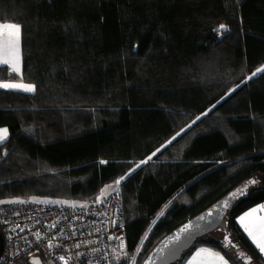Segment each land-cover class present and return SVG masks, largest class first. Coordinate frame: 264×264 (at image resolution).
Masks as SVG:
<instances>
[{
  "label": "trees",
  "instance_id": "trees-1",
  "mask_svg": "<svg viewBox=\"0 0 264 264\" xmlns=\"http://www.w3.org/2000/svg\"><path fill=\"white\" fill-rule=\"evenodd\" d=\"M0 22L20 25L22 79L35 85L0 88V201L89 205L119 180L127 253L148 234L141 264L248 182L223 226L240 248L213 232L175 264L202 247L264 264L239 220L264 205V70L252 76L264 65V0H0ZM16 76L0 65V81Z\"/></svg>",
  "mask_w": 264,
  "mask_h": 264
},
{
  "label": "built area",
  "instance_id": "built-area-1",
  "mask_svg": "<svg viewBox=\"0 0 264 264\" xmlns=\"http://www.w3.org/2000/svg\"><path fill=\"white\" fill-rule=\"evenodd\" d=\"M13 201L23 203L0 205V264H17L36 253L45 255V264H114L116 255L127 252L119 188L89 205L28 197Z\"/></svg>",
  "mask_w": 264,
  "mask_h": 264
},
{
  "label": "water",
  "instance_id": "water-1",
  "mask_svg": "<svg viewBox=\"0 0 264 264\" xmlns=\"http://www.w3.org/2000/svg\"><path fill=\"white\" fill-rule=\"evenodd\" d=\"M249 192L250 184L244 182L216 200L199 214L186 220L165 235L146 256L142 264H175L179 262L184 253L192 249L201 238L222 230L224 224L227 222L229 212L240 199L248 196ZM164 211L165 208L161 211L158 218ZM202 217L203 219H201ZM188 225H190V228L188 231H184L185 226ZM225 232L224 241L226 245L238 248L239 245L233 241L230 232L227 230ZM3 249L4 239L0 232V262ZM239 256L244 257L246 263L253 260L251 256H242L241 254ZM28 260L30 264H45L43 257L38 253L31 255Z\"/></svg>",
  "mask_w": 264,
  "mask_h": 264
},
{
  "label": "rangeland",
  "instance_id": "rangeland-1",
  "mask_svg": "<svg viewBox=\"0 0 264 264\" xmlns=\"http://www.w3.org/2000/svg\"><path fill=\"white\" fill-rule=\"evenodd\" d=\"M3 23H5L6 25H19L18 23H15V22H3ZM0 24H2V23H0ZM0 28H1V30H2V32H3L4 35H6V34L9 33V35L11 36L12 41L14 42V45L17 47V51L13 49V54L16 57L17 68L19 69V71H17V72L15 71V73L17 75L16 76V79L10 80L9 83H22V84H26V85H34L32 83H27V82L23 81V79H22L21 27H20L19 36H17L16 31L13 28H9L8 31H4L3 30V28H4L3 25L2 26L0 25ZM263 70H264V65H262L256 71H254V73L252 74V76L257 75L258 73L262 72ZM4 84H6V83H4ZM116 184H117V182H113V183L108 184L102 190V194H104V193H106V192H108L110 190L111 191L114 190ZM28 198H32V199H36V200H40V201H62V202H75V203H80V202L74 201V200H64V199H59V198L58 199H52V198L42 199V198H33V197H28ZM18 199H20V198H18ZM15 200H17V199H15ZM0 204H2V203H0ZM253 208L260 209V205L258 207H253ZM252 209H250L248 212H250ZM260 216H264V210H258L256 213H253L251 216L246 217V219H245V223H247L249 226L253 227V229H254V232H255V240L253 239V236H251V237L257 243L258 246H259L260 240H261V230L259 229V221L257 220V217H260ZM250 221H251L252 225H250V223H249ZM216 232H215L216 235L219 238H221L222 240H224V237H225V234H226L225 228H223L220 231H216ZM147 236H148V234H147ZM147 236H146V238H147ZM211 236H213V235H211ZM145 239L142 241L140 248L137 249L134 252V255H130L129 253H127L125 251L124 253H121V254L116 255V258H117L116 260L121 261L123 259H126L127 260V263L126 264H139V261H140L139 259L141 258L139 256L140 249H141V247H142Z\"/></svg>",
  "mask_w": 264,
  "mask_h": 264
},
{
  "label": "crops",
  "instance_id": "crops-1",
  "mask_svg": "<svg viewBox=\"0 0 264 264\" xmlns=\"http://www.w3.org/2000/svg\"><path fill=\"white\" fill-rule=\"evenodd\" d=\"M0 23H2V24H0L1 26L6 25L3 22H0ZM8 29L9 28H3L4 31H8ZM13 49L17 51V47L14 45V42L12 41L11 36L9 35V33L4 35L1 28H0V65H7L11 71H13V67L17 68V61H16V57L13 54ZM4 60H7L8 63L4 64L3 63ZM9 81L10 80L0 81V85H3L4 83H9ZM0 88H3V87H0ZM3 129H7V128L6 127L0 128V130H3ZM8 137H9V130L7 129V134L4 138V140L0 141V144L3 143L4 141H6L8 139ZM112 191L110 190V191L102 194L101 197L107 196ZM258 206L259 205L255 206V207H258ZM260 206H261V204H260ZM248 211H246V212H248ZM245 213H243L240 217H242ZM240 217H239V220H240ZM249 223H250V225H252L251 221ZM221 257H223V260H221ZM223 261H227V260L222 254L218 253L217 251H215L213 249L202 247V248L197 249L194 252V254L191 255V257L188 259L186 264H223ZM227 264H230L229 261H227Z\"/></svg>",
  "mask_w": 264,
  "mask_h": 264
},
{
  "label": "snow or ice",
  "instance_id": "snow-or-ice-1",
  "mask_svg": "<svg viewBox=\"0 0 264 264\" xmlns=\"http://www.w3.org/2000/svg\"><path fill=\"white\" fill-rule=\"evenodd\" d=\"M4 28H13L16 31L17 36H19V32H20V26L19 25H3ZM222 29L224 28L223 25L220 26ZM4 64H7L8 61L4 60L3 61ZM13 71H19L18 68L13 67ZM0 87H3L5 89H14V90H22L25 93H32L35 91V86L34 85H26V84H22V83H6L3 85H0ZM199 119V118H198ZM7 134V129H3L0 130V141L4 140L5 136ZM151 157H149L150 159ZM143 163V162H141ZM139 167V165L137 166ZM122 179H124L122 177ZM121 183V181H117V184ZM11 203H23V201H10ZM0 203H5L4 201H0ZM258 210H264V205L260 206V209L257 208H253L250 212H246L244 214V216L240 217V221L241 223L244 225V229L246 232H248L249 236H253V238L255 239V232L253 227H250L247 223H245V219L246 217L251 216L253 213H256ZM17 215H19V213H17ZM203 219V217L201 218ZM257 220L259 221V229L261 230V240H260V251L264 252V216H260L257 217ZM190 228V225L185 226L184 231H188V229ZM21 231H23V229H21ZM229 255H231V253H229ZM221 260H223V257H221ZM223 264H227V261H223Z\"/></svg>",
  "mask_w": 264,
  "mask_h": 264
},
{
  "label": "flooded vegetation",
  "instance_id": "flooded-vegetation-1",
  "mask_svg": "<svg viewBox=\"0 0 264 264\" xmlns=\"http://www.w3.org/2000/svg\"><path fill=\"white\" fill-rule=\"evenodd\" d=\"M238 248H240V246L238 247ZM230 252H232L233 250H236V247H234V246H232V245H230V246H228V248H227ZM233 253V252H232ZM234 254V253H233ZM238 258H240V259H242L243 260V264H254V262H253V260L251 261V262H249V263H246V261L244 260V257H238Z\"/></svg>",
  "mask_w": 264,
  "mask_h": 264
}]
</instances>
